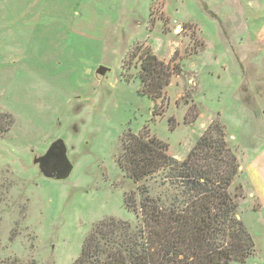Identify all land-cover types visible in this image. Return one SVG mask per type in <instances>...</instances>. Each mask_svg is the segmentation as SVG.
<instances>
[{
    "label": "rangeland",
    "instance_id": "374dc122",
    "mask_svg": "<svg viewBox=\"0 0 264 264\" xmlns=\"http://www.w3.org/2000/svg\"><path fill=\"white\" fill-rule=\"evenodd\" d=\"M145 51L182 71L157 103L140 79ZM214 120L255 242L243 264H264V0H0V264H74L98 223L139 225L122 139L148 131L182 161ZM58 140L74 166L64 181L33 164ZM161 178L148 194L170 204Z\"/></svg>",
    "mask_w": 264,
    "mask_h": 264
},
{
    "label": "trees",
    "instance_id": "16d2710c",
    "mask_svg": "<svg viewBox=\"0 0 264 264\" xmlns=\"http://www.w3.org/2000/svg\"><path fill=\"white\" fill-rule=\"evenodd\" d=\"M143 53L141 83L144 93L157 103L172 73L182 71L179 65L171 71L151 51ZM226 136L222 124L214 120L180 161L148 131L127 134L118 165L133 183L140 184L139 204L136 192L125 194L126 208L138 214L140 224L115 218L98 223L74 264L245 263L255 254V242L238 220V205L227 191L238 162ZM157 174L161 184L169 181L173 187L175 199L170 204L158 203L148 194L145 183Z\"/></svg>",
    "mask_w": 264,
    "mask_h": 264
},
{
    "label": "water",
    "instance_id": "95a60500",
    "mask_svg": "<svg viewBox=\"0 0 264 264\" xmlns=\"http://www.w3.org/2000/svg\"><path fill=\"white\" fill-rule=\"evenodd\" d=\"M33 164L39 168L42 176L58 181L70 178L74 169L67 146L62 140L54 142L43 156H35Z\"/></svg>",
    "mask_w": 264,
    "mask_h": 264
}]
</instances>
